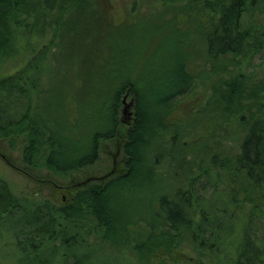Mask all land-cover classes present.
<instances>
[{"label": "trees", "instance_id": "16d2710c", "mask_svg": "<svg viewBox=\"0 0 264 264\" xmlns=\"http://www.w3.org/2000/svg\"><path fill=\"white\" fill-rule=\"evenodd\" d=\"M156 3L177 16L160 23L133 6L116 25L109 0H0V142L20 148V171L65 179L108 142L122 156L121 169L71 186L59 205L18 195L0 172V264H149L182 242L196 261L264 264L262 214L220 192L212 173L234 171L264 199V82L247 73L264 54V0ZM53 61L72 74L45 91ZM199 87L209 95L192 124L236 125L237 152L165 186V147L181 152L170 130L178 103Z\"/></svg>", "mask_w": 264, "mask_h": 264}, {"label": "rangeland", "instance_id": "374dc122", "mask_svg": "<svg viewBox=\"0 0 264 264\" xmlns=\"http://www.w3.org/2000/svg\"><path fill=\"white\" fill-rule=\"evenodd\" d=\"M109 2L112 7L108 11L109 15L107 18L113 20L116 25L126 18H129L128 13L132 11L133 6L139 10L137 16L140 17L146 16L151 10L156 11L157 16L161 18L160 23H169L170 19L177 16L173 11L166 9L160 11L156 0H109ZM133 2H135L136 5H133ZM54 16L58 17L57 13ZM255 18L258 24H264V18L262 16ZM127 21L132 22L131 19ZM155 21L159 22V19L156 18ZM51 31V28L50 30L47 29V32L43 36L42 41L46 44H50ZM33 41V39L30 41L31 45ZM152 47H154L153 44L150 49H152ZM51 50L57 51L55 46ZM148 54L150 53L146 55ZM52 65L49 77L50 81L48 79L45 85L43 84L45 91L50 89L51 86L55 87L56 81L61 78L69 80V76L72 74L71 70L62 64L59 65L57 61H53ZM8 66H10V64ZM247 73L254 74L253 83L257 84L261 81L264 82V54L255 56L252 59V62L247 68ZM208 95L207 90L205 91L202 87H199L193 94L187 98H183L182 101L178 103L174 121L171 124L172 129L170 130H172L171 136L174 132L180 133L182 139L178 144L179 149L177 148V150H181V152L178 151L177 154V151H175L171 145H166L165 147L163 156L160 158L161 162L158 166V171L162 176V178L160 177L161 181L165 186L184 184L189 175L197 173L201 168H209V158L213 154L217 153L219 157L218 160L221 161L223 158L232 159V156L237 152L236 144L239 138L236 136L238 135V128L236 125L232 126L230 129H224L223 126H219L220 120H214L208 124L200 122L196 126L192 124L193 120L197 123V121L203 119L202 117H196L195 114L204 106ZM71 96L72 94H69L68 98ZM66 103L67 109L70 110L73 103L71 101H66ZM130 104V99H126L125 106H129ZM124 109L126 110V107H124ZM124 109L121 115L123 118ZM126 111L131 115V108H128ZM128 118L130 122L132 117L127 116V119ZM181 130L186 132L181 134V132H183ZM115 146V142H108L100 154L99 161L95 165L81 172L70 174L65 179H59L46 171H41L37 173L36 176L27 173L24 174L20 171L24 170L21 163L20 148L16 147L15 150H11L5 143L0 142V172L18 195H29L36 200L46 199L59 205L68 198V188L71 186L83 182L89 177H101L109 173L113 168L114 162L117 169L122 168V156L120 154L117 155L118 153H116ZM212 173H217L219 175L218 188L220 192L226 196L231 191V194H233V196L235 195L244 210H250L252 207H256L264 218V199L259 190L251 188L247 182L244 181L243 177L241 175L236 176L234 174L236 172L234 171L231 172L225 168H215L212 170ZM47 181H52L60 186L62 190H57L50 184H46ZM173 252L171 256L159 252V254H157L158 257L150 260L149 264H208L204 259L196 261L195 254H193L186 242L177 245Z\"/></svg>", "mask_w": 264, "mask_h": 264}]
</instances>
